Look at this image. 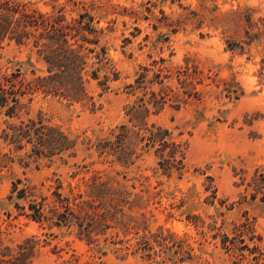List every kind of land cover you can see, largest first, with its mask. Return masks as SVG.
I'll return each instance as SVG.
<instances>
[{"label": "rangeland", "instance_id": "1", "mask_svg": "<svg viewBox=\"0 0 264 264\" xmlns=\"http://www.w3.org/2000/svg\"><path fill=\"white\" fill-rule=\"evenodd\" d=\"M0 6L84 26L87 62L82 102L45 97L32 83L17 115L0 112V264L21 245L29 264H264V0ZM10 36L1 71L19 70L22 85L46 77L35 40ZM39 117L74 146L25 167L15 155L29 151L11 154L2 132ZM96 180L106 186L86 200ZM14 184L46 197L45 210L54 192L81 194L84 211L37 223L23 214L39 198L9 200Z\"/></svg>", "mask_w": 264, "mask_h": 264}, {"label": "trees", "instance_id": "2", "mask_svg": "<svg viewBox=\"0 0 264 264\" xmlns=\"http://www.w3.org/2000/svg\"><path fill=\"white\" fill-rule=\"evenodd\" d=\"M36 13H27L19 11L17 8L0 6V42L5 39L7 34L11 35L9 40L13 35H17L16 43L20 45H24V41L33 38L35 40L33 45L34 51L45 63V72L48 74L46 77L37 78L33 82L29 81L27 84L22 85L25 81L21 79L19 70L15 74H7V72H3L0 69V112H3L8 117L17 115L16 109H18L20 103V99L17 96L22 98L25 94L34 93L32 83L36 85L35 91H41L45 97L52 95L58 99L67 100L71 104L80 103L87 98L85 89L86 80L84 79V74H86L84 70L87 64L85 61L86 55L83 53V47L79 45V41H86L83 40L84 36L82 34L84 26L80 27L79 25L80 29H77L75 26L67 24L63 16L53 22L47 23L43 19V16L36 15ZM81 21H83V18ZM41 24L47 26L44 32L35 34L28 31L30 27H35L36 30H39V25ZM79 35L81 38L77 40L75 37ZM68 37L75 39V41L71 43ZM95 75L92 74L91 78L96 79ZM16 80L19 85H15ZM21 87L25 88L24 91L26 92L16 90V88ZM60 90L63 92H59ZM11 103L12 105H10ZM2 133L3 139L9 140L10 144L13 145V150L10 147L11 154H15V151L21 152L26 149L29 151V153L26 152L24 154V157L23 155L19 157L15 155L25 167L29 166V161L36 162L37 160L44 159L52 161L55 156L64 155V153L74 146L73 141L71 142L67 135L56 128L48 127L41 117L37 121L30 120L28 123L8 128V132L7 129L3 130ZM175 154L176 152L170 157H175ZM0 155L2 154L0 153ZM0 158L8 157L3 154ZM25 159L28 161H25ZM105 186L106 183L97 184V180L85 184L88 190V193L85 194L86 200L91 196H99ZM17 189V186L14 184L12 196L8 198L9 200L14 198L25 202L30 197H35V201L39 198L40 201L36 202V205H29V210L33 212L23 215L40 224L55 217L60 221L67 219L75 220L78 218L74 214L75 211H79L76 214L80 217L84 211L83 205L85 201L81 202V199L83 200L81 194L77 196L71 194L68 197L54 192L53 196L57 198L56 205L54 204L45 210L43 202L45 203L46 197L37 195L34 188H30L27 185L21 186L19 190ZM103 216L105 217V215ZM56 225L60 226L61 223H57ZM24 250L25 248L22 245L18 246L16 251L13 252L12 259L7 261L6 264H29L27 262L28 257H25V253L23 252ZM59 264L80 263L78 258L71 257L70 260Z\"/></svg>", "mask_w": 264, "mask_h": 264}]
</instances>
